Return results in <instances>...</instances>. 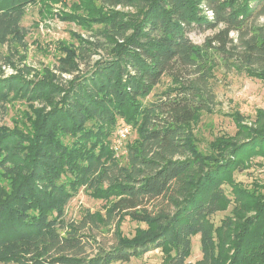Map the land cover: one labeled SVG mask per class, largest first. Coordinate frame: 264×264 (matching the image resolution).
I'll return each instance as SVG.
<instances>
[{"label": "trees", "instance_id": "16d2710c", "mask_svg": "<svg viewBox=\"0 0 264 264\" xmlns=\"http://www.w3.org/2000/svg\"><path fill=\"white\" fill-rule=\"evenodd\" d=\"M36 1L0 0V47L24 45L22 22ZM101 2L104 12L90 1L75 7L88 21L63 19L100 27L78 51L63 48L59 76L46 70L29 78L27 67L0 77V110L27 106L13 127L0 123V264H117L164 248L171 252L166 264H264V191L233 177L242 156L262 152L264 133L202 152L192 132L215 102L210 66L264 80V0ZM195 30L217 32L197 45L189 37ZM100 49L108 56L79 72L77 57ZM166 76L174 86L146 103ZM258 117L263 124L264 111ZM123 121L138 136L124 163L112 148ZM81 189L113 198L109 220L123 215L138 223L135 236L116 233L107 247L92 233L102 226L97 216L68 219ZM232 199L245 212L215 229L212 217ZM195 236L202 259L190 262Z\"/></svg>", "mask_w": 264, "mask_h": 264}, {"label": "rangeland", "instance_id": "374dc122", "mask_svg": "<svg viewBox=\"0 0 264 264\" xmlns=\"http://www.w3.org/2000/svg\"><path fill=\"white\" fill-rule=\"evenodd\" d=\"M84 1H90L91 7L94 9H99L101 12L106 11L101 0H37L31 4L22 22L28 32L24 45L12 52L7 47H0V77L17 74L27 67L31 69L29 78H34L35 74H38L37 77L40 78L46 70H51L59 76L61 74L58 71L60 59L66 57L63 48L70 47L78 51L82 39L84 41L89 40L94 30L100 27L99 24L92 23V30H87V28L74 22V19L77 18H72L70 21L63 20L67 17H84L87 15L84 18L88 21L90 16L83 8L75 9ZM115 10L134 12L133 8L122 6H118ZM260 23H264V21L261 20ZM216 32L195 30L189 34V37L195 44L203 45ZM234 36L231 34V37L234 38ZM83 56L80 54V57L78 56L75 60L79 64V72L88 71L95 61L106 58L108 55L104 49H100L98 52L84 53ZM6 57L11 58V64H7ZM210 71L209 85L215 95V102L210 110L201 112L192 125L198 150L204 152L210 144L223 143L224 141L231 143L249 142L251 137L254 138L258 134L264 133V123H260L258 117L259 112L264 111V80L244 72L229 70L223 64L215 67L210 66ZM62 77L71 79L73 75L63 73ZM173 86L172 79L168 76L164 77L161 84L146 99V103L157 100ZM9 107L6 110H0V123L13 127L14 120L21 119V111L27 109V106L17 103L15 106ZM122 125H119L116 130L112 148L116 152L117 158L124 163L128 145L136 143L138 136L136 128L133 129L132 126L128 125L132 127L128 140L124 147L116 150L114 141ZM260 151L262 152L252 151L250 154L242 156L233 177L236 183H241L250 190L259 188V191L263 192L264 146ZM241 165L242 167L239 169ZM225 190L232 197L231 189L226 187ZM112 200L113 198H96L89 195L86 190L81 189L68 204L67 217L79 222L85 214L97 216L102 226L98 229L93 227L94 232L92 233L96 236L97 242L107 247L116 243V233L120 239L122 237L125 240L128 237L133 238L138 223L123 215L109 220L108 213L112 210ZM244 212L243 206L232 199L212 217L214 228L223 229L230 220L232 222L237 221V214L242 215ZM251 215V212L244 214L248 217ZM93 248L87 247L86 250L89 253L93 251ZM170 255L171 252L168 248L155 249L141 257L132 259L130 262L117 264H166ZM201 259L200 237L195 236L192 238V252L189 261L198 262Z\"/></svg>", "mask_w": 264, "mask_h": 264}, {"label": "built area", "instance_id": "2783aa9c", "mask_svg": "<svg viewBox=\"0 0 264 264\" xmlns=\"http://www.w3.org/2000/svg\"><path fill=\"white\" fill-rule=\"evenodd\" d=\"M131 130H132V127H130L126 124L122 125V127L118 131L117 138L114 141V143L116 145L115 146L116 150L124 147V144L128 140V136L130 135Z\"/></svg>", "mask_w": 264, "mask_h": 264}]
</instances>
